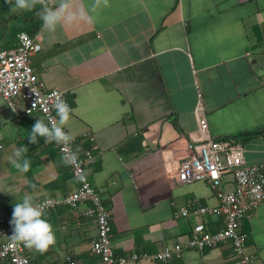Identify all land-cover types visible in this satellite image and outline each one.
<instances>
[{
	"label": "crops",
	"instance_id": "0c3cea01",
	"mask_svg": "<svg viewBox=\"0 0 264 264\" xmlns=\"http://www.w3.org/2000/svg\"><path fill=\"white\" fill-rule=\"evenodd\" d=\"M38 10L11 13L0 0V49L14 48L19 33L38 25L30 36L41 50L31 66L44 89L61 91L71 106L64 130L77 146L93 138L87 177L110 213L114 254L147 257L129 264H161L152 257L184 245L197 223L210 232L222 229L221 217L192 214L193 202L218 205L208 185L177 184L168 171L189 154L199 107L210 137L242 146L246 165L264 164V0H109L94 24L61 25L54 33L42 31ZM37 119L24 114L23 103L11 109L0 100V218L12 219L25 194L34 202L62 201L77 188L55 142H29ZM249 132L258 133L237 137ZM19 147L31 160L26 173L9 159ZM224 183L231 191V179ZM88 206L60 203L45 212L56 243L45 252L21 243L33 264H67L66 256L101 264L90 252L95 224L81 214ZM182 207L190 214L173 219ZM239 230L247 236L246 255L264 264V202ZM168 264H235V258L225 244L187 248Z\"/></svg>",
	"mask_w": 264,
	"mask_h": 264
},
{
	"label": "built area",
	"instance_id": "2783aa9c",
	"mask_svg": "<svg viewBox=\"0 0 264 264\" xmlns=\"http://www.w3.org/2000/svg\"><path fill=\"white\" fill-rule=\"evenodd\" d=\"M41 50L36 37L21 32L17 36L16 46L12 49H0V100L14 109L19 101L24 104V114L40 115L45 123L49 116H55L53 107L57 93L64 101V94L57 89L45 90L37 79L31 66V56ZM69 105V103L67 102ZM71 108V106L69 105ZM47 109V111H45ZM197 132L188 145L189 154L182 158L177 166L168 171L171 179L177 184L203 182L215 193L218 205L207 207L193 202L195 216L215 215L223 219L224 227L210 232L199 222L193 226L190 237L183 245L173 244L164 248L152 258L161 264H168L173 258H179L185 249L204 251L228 244L235 258V264H254V259L246 255L247 236L239 230L240 222L250 218L254 211L264 202V164L246 165L243 148L233 140L213 139L208 133V124L197 109ZM65 131V130H64ZM66 132V131H65ZM88 146L80 149L74 138L70 148L78 155L75 165H69L72 178L77 188L62 201L46 198L34 203L44 204V211H50L60 203L71 209L88 203L82 216L91 219L96 227V235L90 244V252L101 264H129L146 255L132 253L129 257L116 256L111 245V216L105 208L100 194L96 192L87 177V168L94 160L96 146L93 138L87 136ZM62 156L63 145H57ZM224 177H229L232 190H224ZM190 214L187 207L174 210L173 219L185 218ZM10 217L0 218V264H33L28 249L21 243L13 242L9 237L13 234ZM67 264H77L71 256H66Z\"/></svg>",
	"mask_w": 264,
	"mask_h": 264
},
{
	"label": "clouds",
	"instance_id": "9594fccd",
	"mask_svg": "<svg viewBox=\"0 0 264 264\" xmlns=\"http://www.w3.org/2000/svg\"><path fill=\"white\" fill-rule=\"evenodd\" d=\"M5 3L10 6L11 13L32 11L39 6L36 14L42 22V31L54 33L61 25L72 27L81 23L94 24L98 10L107 7L109 0H91L89 4H84L83 0H5ZM53 96L56 115L49 116L48 123L37 119L28 139L31 144H36L39 137L44 139L45 144L55 142L63 145V163L75 165L78 155L70 148L74 137L64 131L73 110L57 93H53ZM27 151L26 147H19L9 157L11 164L21 173L31 168V160L25 155ZM44 209L45 205L34 203L30 194H25L21 202L15 203L10 220L13 228V234L9 237L11 241L23 243L39 252H45L53 246L56 237L52 225L45 218Z\"/></svg>",
	"mask_w": 264,
	"mask_h": 264
},
{
	"label": "trees",
	"instance_id": "16d2710c",
	"mask_svg": "<svg viewBox=\"0 0 264 264\" xmlns=\"http://www.w3.org/2000/svg\"><path fill=\"white\" fill-rule=\"evenodd\" d=\"M37 29H38V25L35 27V29H33V31L31 33H28V34L32 36V33H35ZM257 133L258 132H249L246 135H245V133H242L241 135H238L237 137H239V136H245L246 140H250V139L254 138L257 135ZM221 140H226V139H221ZM79 144H81V143L79 142ZM79 144H78V146H80ZM80 149H83V148H80Z\"/></svg>",
	"mask_w": 264,
	"mask_h": 264
}]
</instances>
